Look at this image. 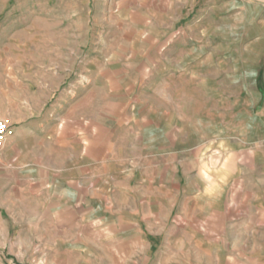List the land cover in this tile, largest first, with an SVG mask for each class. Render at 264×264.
Segmentation results:
<instances>
[{"label":"rangeland","instance_id":"374dc122","mask_svg":"<svg viewBox=\"0 0 264 264\" xmlns=\"http://www.w3.org/2000/svg\"><path fill=\"white\" fill-rule=\"evenodd\" d=\"M0 116L9 131L85 125L116 146L111 189L61 236L33 200H0V264H143L154 232L222 181L223 153L264 141V0H0ZM133 183L145 203L127 198ZM129 209L152 234L118 254L111 232L127 231Z\"/></svg>","mask_w":264,"mask_h":264},{"label":"crops","instance_id":"0c3cea01","mask_svg":"<svg viewBox=\"0 0 264 264\" xmlns=\"http://www.w3.org/2000/svg\"><path fill=\"white\" fill-rule=\"evenodd\" d=\"M100 121L95 122L93 131ZM131 121L127 119L126 126L133 137ZM52 123L18 125L9 131L0 149V200L12 199L21 206L25 205L23 200H33L35 206L43 208L36 222L48 217L51 226L47 229L61 236L83 213L98 207L103 192L111 189L105 176L111 173L116 146L112 141L105 146L101 136L88 138L92 130L87 131L85 125L71 130L70 125H63L65 120ZM240 141L244 146L239 151L223 153L222 181L206 183L205 192L192 196L188 208L180 207L175 215L177 229L154 232V237H161V246L152 248L145 242L148 247H142L143 264H264V141L263 137L247 135ZM146 155L141 165L157 168ZM165 160L163 154L159 169L166 167ZM132 166L134 178L139 165L132 161ZM133 184L127 198L133 202L137 198L136 204L145 203L146 196L134 191ZM201 197L207 199L204 205ZM136 214L134 209L128 210L127 231L118 227L111 232V248L118 254L123 253L124 246L127 254H136L139 240L152 234L136 229ZM83 234L76 230L75 239ZM63 244L61 240L56 245Z\"/></svg>","mask_w":264,"mask_h":264},{"label":"built area","instance_id":"2783aa9c","mask_svg":"<svg viewBox=\"0 0 264 264\" xmlns=\"http://www.w3.org/2000/svg\"><path fill=\"white\" fill-rule=\"evenodd\" d=\"M8 134L9 125L7 123V120L0 116V149L4 146Z\"/></svg>","mask_w":264,"mask_h":264}]
</instances>
